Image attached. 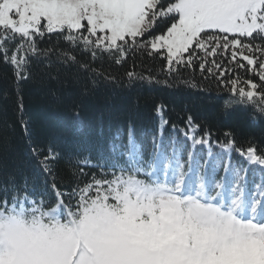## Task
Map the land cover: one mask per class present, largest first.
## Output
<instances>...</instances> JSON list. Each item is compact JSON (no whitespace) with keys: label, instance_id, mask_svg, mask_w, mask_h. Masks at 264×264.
Returning a JSON list of instances; mask_svg holds the SVG:
<instances>
[{"label":"snow or ice","instance_id":"obj_1","mask_svg":"<svg viewBox=\"0 0 264 264\" xmlns=\"http://www.w3.org/2000/svg\"><path fill=\"white\" fill-rule=\"evenodd\" d=\"M161 22L167 26L156 32ZM53 34L93 64L107 58L122 65L139 50L166 61L164 79L129 71V83L168 87L198 63L202 74L228 88L226 112L251 110L250 121L264 119V0H0V60L17 82L28 78L32 59L54 51L38 46ZM61 56L62 63H77L74 52ZM80 67L101 75L88 63ZM237 69L259 83L233 79L229 73ZM164 107L156 108L161 140L158 146L152 135L147 159L129 127L126 146L113 142L102 162L73 166L70 189L56 182L50 164L58 154L51 148L39 161L44 192L37 194L28 179L18 184L9 177L0 185V264H264V152L236 148L230 138L217 142L221 152L214 154L211 133L198 137L200 126L189 115L185 161L184 142L173 139L171 151L163 150ZM121 137L118 132L113 141ZM197 145L208 148L203 164ZM234 150L240 166L231 163ZM89 167L99 173L86 174ZM249 170L261 174L254 188Z\"/></svg>","mask_w":264,"mask_h":264},{"label":"trees","instance_id":"obj_2","mask_svg":"<svg viewBox=\"0 0 264 264\" xmlns=\"http://www.w3.org/2000/svg\"><path fill=\"white\" fill-rule=\"evenodd\" d=\"M166 26V22H161L155 31L161 32ZM38 46L40 49L54 48V51L32 59L28 78L19 82L12 68L0 60V185L9 177H14L18 184L28 179L30 187L35 185L37 194L44 192L45 176L39 161L51 148L58 154L50 164L56 182L70 189L74 183L73 166L78 162L89 165L102 162L101 155L108 156L113 142L126 146L129 127L134 129L145 159L149 158L152 135L155 134L158 146L161 140L160 118L156 112L161 104L165 106L163 117L168 121L162 136L166 152L171 151L173 139L187 145L184 157L191 150V141H186L183 133L189 115L200 126L198 137L205 132L211 133L214 154L221 152L217 142L223 143L230 138H234L236 148L247 149L254 145L259 152H264V119L250 121L251 110L245 112L237 108L226 112L224 105L231 98L228 88L206 71L202 74L198 63L195 70H182L177 81L164 87L155 82L134 80L129 83L127 80L129 71L144 76L150 74L154 79L165 78L166 61L159 56L150 57L146 50L129 53L126 62L117 65L107 58L93 64L90 57L82 55L79 49H72L63 39L57 40L55 34L38 40ZM62 51L74 52L77 63H62ZM217 60L227 66L221 57ZM80 63H88L101 75L82 70ZM105 75L109 76L108 80ZM229 75L240 81L252 79L259 83L255 75L243 69ZM228 78L223 79L227 81ZM185 80L197 87L184 86ZM118 132L122 133L121 140L113 141ZM145 132L148 134L144 135ZM226 132L232 136L226 137ZM176 146L179 148L181 144ZM33 148L38 156L33 154ZM196 150L204 160L208 158L207 146L197 145ZM89 155L90 161L86 159ZM223 160L229 161L227 153ZM237 162L241 164L242 159L234 150L231 163ZM85 172L90 175L99 173V169L89 167ZM50 181L51 178L49 184ZM50 195L49 187L45 201Z\"/></svg>","mask_w":264,"mask_h":264},{"label":"rangeland","instance_id":"obj_3","mask_svg":"<svg viewBox=\"0 0 264 264\" xmlns=\"http://www.w3.org/2000/svg\"><path fill=\"white\" fill-rule=\"evenodd\" d=\"M84 23L86 24V22H84ZM197 155H198V158L200 159L201 163L203 164L204 162H202V160H201L202 157H201L199 154H197ZM239 156H240V155H239ZM240 157H241V156H240ZM241 158H242V157H241ZM242 159H243V158H242ZM186 160H187V157H186ZM215 163H216L215 160H211V161H209L210 166H214ZM232 165H233V166H240V165H238V164H232ZM245 167H247V166H245ZM209 170H210V168H209ZM219 174H220L221 176L224 174V172H223V168L220 169V173H219ZM257 175H260V173L257 172ZM257 175L253 176L250 170H249V172L247 173V176L250 177V179H248V186H249L250 188H254L255 185H258V184L261 183L260 177H259V176L257 177Z\"/></svg>","mask_w":264,"mask_h":264}]
</instances>
